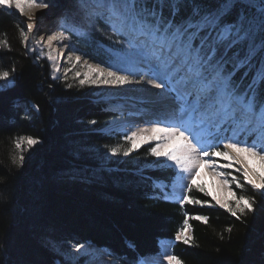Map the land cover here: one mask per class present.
Here are the masks:
<instances>
[{
  "label": "snow or ice",
  "instance_id": "obj_1",
  "mask_svg": "<svg viewBox=\"0 0 264 264\" xmlns=\"http://www.w3.org/2000/svg\"><path fill=\"white\" fill-rule=\"evenodd\" d=\"M48 7L46 0H0V8H15L27 18L29 31L38 19L36 10ZM76 13L80 21L65 17L61 30L47 37V50L37 42L35 58L52 62L53 79H58L59 71L53 42L63 44L71 38L66 32L84 34L85 27L101 22L121 37L115 42L120 44L116 55L128 67L113 71L114 65L105 69L85 60L86 70L77 71L73 79L80 86L148 85L158 90L154 96L164 108L163 117L151 121V127L125 135L128 147L108 148L111 155L127 157L151 145L146 155L155 158L157 167L174 170L181 203L208 204L188 194L196 188L238 220L251 212L255 199L238 195L233 186L243 192L247 185L264 195V0H77ZM19 34L28 40L23 29ZM80 61V56L69 55L66 62L76 68ZM10 79L9 71H0V81ZM38 143L32 136L19 137L15 148L31 149ZM24 161L22 154L13 157L19 165ZM209 172L215 190L206 191L204 176ZM193 219L209 222L207 216ZM189 227L185 219L175 239L190 245ZM72 247L82 256L89 255L86 243ZM128 247L135 252L134 244L129 242ZM165 261L183 264L167 249L161 264ZM131 264L156 261L136 253Z\"/></svg>",
  "mask_w": 264,
  "mask_h": 264
},
{
  "label": "trees",
  "instance_id": "obj_2",
  "mask_svg": "<svg viewBox=\"0 0 264 264\" xmlns=\"http://www.w3.org/2000/svg\"><path fill=\"white\" fill-rule=\"evenodd\" d=\"M0 39L6 41L0 44V71L17 73L14 90L0 92V264L57 263L60 255L49 239L56 233L65 234L58 242L94 244L123 264H131L136 253L160 257L159 241L176 240L185 219L192 243L176 240L172 251L183 264H264V195L247 185L243 192L234 188L256 201L238 220L209 203L165 200L157 181L171 182L172 169L160 167L142 175L124 160L111 163L122 171L101 170L105 158L102 153L96 158L95 145L109 143V135L87 133V128L91 121L102 126L112 116L89 102L81 89L43 78L41 66L26 56L15 20L1 10ZM78 43L80 55L106 68L113 65L108 42L100 44L95 38ZM29 102L39 112L24 113ZM25 136L43 144L19 165L13 162L22 154L15 142ZM79 167H91L84 174L91 172L99 180L68 177ZM191 196L210 202L196 191ZM197 215L207 216L208 224L193 219Z\"/></svg>",
  "mask_w": 264,
  "mask_h": 264
},
{
  "label": "rangeland",
  "instance_id": "obj_3",
  "mask_svg": "<svg viewBox=\"0 0 264 264\" xmlns=\"http://www.w3.org/2000/svg\"><path fill=\"white\" fill-rule=\"evenodd\" d=\"M46 2L48 3L49 7L48 8H44V9H38L35 12V17L37 16V14L39 15V17H41V19L44 21L45 19H48V22H52L51 24L54 27H59V30H61V22L64 20L65 17H70L75 19L76 21H80V16L77 15L76 13V3L77 0H46ZM60 3V5H59ZM61 3L63 5H61ZM66 5V6H65ZM60 9L58 11H56V8ZM1 11L7 13L8 15L13 17V20H15V23L18 26L19 32L20 29H23L24 31V35L28 37L27 41H23L22 38V43L25 49V53L26 56L28 58H30L31 62L35 65L41 66L42 68V77L46 78V80L49 81V83L51 82L52 84L54 83L55 85H64L63 83H65L66 85L71 83L73 86L77 87V89L80 91V89L89 97V102H91L95 107H99L100 110L104 111L105 114H109L112 116V118L108 119L107 121L102 123V126H94V124L89 125V129L87 131V133H96V134H107L109 135V143L105 144V145H98L96 143L95 147L98 146V154L96 153L95 156L96 158L99 157V155L102 153L103 157L105 158L104 160V166H102L101 170H111L113 172H118V171H122L119 167L117 166H113L114 164L111 163H116L118 164V162H123L124 160H128L130 161V163H132L133 167L131 166V169H135L138 171V173L140 174H144L145 172L152 170V169H158L160 167H157L154 163L155 158L146 155V151L149 147H151V145H144L142 146L139 150L133 152L132 154H130L129 156L125 157L121 154H118L116 156L111 155V153L108 151V148L110 147H116V146H121L122 148H126L128 147V143L127 141L124 139L125 135H130L132 132H130V129L132 128L130 125L125 124L123 128H117L119 126V124L121 122H124V120H130V116H127L121 120L118 118L119 116V109L115 106V102L111 101L110 98H115L117 94H119V92L121 91H131L133 93L132 96L135 97L137 95V93L139 94V92L130 89V86H135L136 84H130V85H125V86H116V85H84V86H80L78 83V79H73L75 73L77 71H80L81 73H83L86 69L85 67H83L84 61L87 60L89 64L92 65H97L96 63H94L93 61H91L90 59L86 58L83 55H80L79 50V40H89V39H97L98 42L100 44H103L105 42H108L109 44V50L110 52H112V57H113V61L112 64L114 65L112 67L116 69V70H120L121 68H125L128 67V65L122 61H120L118 59V56L116 55L117 51L120 49V44L115 43L116 41H119L121 39L120 36L115 35L111 32L110 29H108L103 23L101 22H95L94 24H90L87 27H85L84 29V34H78L76 32H66V35H70L71 38L69 40H65L63 42V44H53L52 49L54 50V52L56 51V56H57V60L56 63L59 66V71L55 73V75L58 77V79H53V70H52V62L48 61L46 58H40V59H36L35 55H36V51H37V47L35 46V44L33 43V37H32V33L31 31H29L26 27L27 24V18L23 15H21L19 13L18 10H16L15 8L12 9H6V8H0ZM55 10V12H53ZM41 12V13H40ZM39 17H37L38 19L36 20V23H42V21L39 19ZM50 24V23H49ZM58 30V31H59ZM109 36H111V39H109ZM1 41V39H0ZM46 42L48 41H44V46H46ZM27 45V47H26ZM42 47V46H41ZM1 49V46H0ZM31 49H35V52H33ZM61 53H63V56H61ZM69 55H73V59L75 58V56H80L81 57V61H80V65L77 66L76 68H72L70 64H68L67 61V57ZM101 66V65H100ZM103 67V66H101ZM69 68H71V71H67ZM105 68V67H103ZM107 69V68H105ZM6 71V70H5ZM67 71V76L65 77V73ZM114 71V70H113ZM11 73V79L8 82L5 81H0V92H9L14 90V87H16L17 84V73L15 71H9ZM120 74L124 75V74H128L127 72H123L121 71ZM82 78V76H81ZM134 79H139V76L133 77ZM142 86H146L144 84H141ZM145 92L150 93L151 94V90L147 89ZM140 95V94H139ZM141 98H143V95H140ZM144 100V99H143ZM114 106V108H113ZM20 107H22V105H20ZM140 108H143V104L139 105ZM24 108V107H23ZM31 111L34 112H39V108L33 103V102H29L26 107L24 108V113H29ZM117 111V112H115ZM138 111H135L134 113H137ZM129 113V112H127ZM118 115V116H117ZM138 123H141L140 121H138ZM141 125V124H140ZM140 127L139 125L136 126L135 128ZM34 138V137H33ZM37 139V138H35ZM39 141V143L35 146H33V148L28 149L26 147V145L22 146V155H24V157H26V155H28L30 152H32L34 149H36L38 146H41L43 144L41 139H37ZM93 148V147H92ZM96 149V148H93ZM143 152V157H138L137 155L139 153ZM86 160V159H85ZM96 160V159H95ZM87 161V160H86ZM86 161H82L83 164ZM221 163H223V161H220ZM103 165V164H102ZM127 168V166H125ZM80 169H78L79 171H75L73 174L72 172L67 174L68 177L77 179L78 181L84 180H93L95 178H97L99 180V176H95L93 174H91V172H88L86 175L84 174V172L91 167H79ZM133 169V170H134ZM82 170V171H81ZM136 171V172H137ZM229 171H233L234 175H239L238 173H236L234 171V169L229 170ZM174 173V170H173ZM148 174V173H146ZM102 180V179H101ZM96 181V180H95ZM207 181V180H205ZM103 182V180H102ZM96 182H94L95 184ZM104 183V182H103ZM159 184V186H161L162 188H164L167 191V199L173 201V202H178L182 205L186 204V203H181L180 202V196L182 194V190L178 187H175V177L173 176V179L171 180L170 184L167 185V183L164 182H160L157 183ZM233 188H235V186H233ZM207 190H215L214 188V184L213 182H209L207 181L206 184V191ZM235 190V189H234ZM186 191V190H183ZM199 192L198 189L193 188L192 192ZM172 192V194H171ZM200 193V192H199ZM189 195H191V193H188ZM204 195V193H201ZM210 199L209 205H211L212 207H219V205H216L215 201L212 200L211 196H206ZM223 209V208H221ZM226 210V209H224ZM63 225V224H62ZM59 228H62L61 226H58ZM57 229L58 232H63L65 229ZM188 234L192 237V232H191V228L189 227L188 229ZM62 235V236H59ZM59 237H65V234H52L50 236V244L51 247L55 249V251L57 253H59L60 255V260L55 263V264H86V262L90 261L91 264H123L122 262H119L116 258H113L111 256H109L107 254V250H105V248L102 247H98L94 244L91 243H86L88 245H90L88 252L89 255L87 256H82L79 253L76 252V250L72 247L73 244L76 243H69L67 241H60L58 242V240L60 239ZM57 241V242H56ZM173 245V243L171 241H163L161 243V246L163 249L167 248L166 246H168L169 249V253L171 250V246ZM163 252H165V250H163ZM71 255L72 257H78L77 260L72 261V260H68L65 257ZM155 260V259H154ZM156 264H161L162 262V258H157L156 260ZM163 264H166V261L163 262Z\"/></svg>",
  "mask_w": 264,
  "mask_h": 264
},
{
  "label": "bare ground",
  "instance_id": "obj_4",
  "mask_svg": "<svg viewBox=\"0 0 264 264\" xmlns=\"http://www.w3.org/2000/svg\"><path fill=\"white\" fill-rule=\"evenodd\" d=\"M61 5L63 4L61 3ZM59 9L60 7L59 8L57 7L55 10L58 11ZM55 10L53 12H55ZM36 17H39V15L37 14ZM39 19L42 21V23L40 24L36 23L34 29L31 31L32 37H33V43L36 46L37 42H39L40 46H42L45 50H47L48 42H46L47 45L44 46V41H47L48 36L53 35L59 32L60 30H59L58 25L57 27H54L51 24L52 22H48V19H45L44 21L41 19V17H39ZM55 43L58 44V42L54 41L53 44ZM38 51H39V48L37 47L36 52ZM54 53L56 54V51ZM129 88L139 92L140 95L142 94L143 98H141L138 93L135 97H133L134 95L132 96L131 94L133 92L128 91V90L119 92V94H117L115 98H110L111 101L115 102V106L119 109V116L117 115L119 119L123 120L126 117V115L130 116L129 118L130 120L128 119L124 120V122H121L117 128H123L124 125L127 124L132 127L130 129V132H134L141 128L151 127L152 126L151 121L156 120L157 118H162L164 114V108L162 104L158 102L159 98L154 96V93L157 92L158 90L153 89L151 88V86H148V85L146 86H142V85L133 86L132 85ZM147 89L151 90V94L145 92ZM142 104H143V108H140L139 105H142ZM135 111H138V112L134 113ZM138 121H140L141 123H138ZM138 125L140 127L135 128ZM161 126H164V125H161ZM204 180H207L211 183L213 182L211 179L210 172L208 175L204 176ZM157 183H160V181H157Z\"/></svg>",
  "mask_w": 264,
  "mask_h": 264
}]
</instances>
